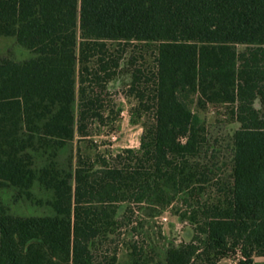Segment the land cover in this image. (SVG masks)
I'll use <instances>...</instances> for the list:
<instances>
[{
  "label": "trees",
  "instance_id": "16d2710c",
  "mask_svg": "<svg viewBox=\"0 0 264 264\" xmlns=\"http://www.w3.org/2000/svg\"><path fill=\"white\" fill-rule=\"evenodd\" d=\"M0 37V264H264V0H0ZM121 75L139 148L77 151Z\"/></svg>",
  "mask_w": 264,
  "mask_h": 264
},
{
  "label": "rangeland",
  "instance_id": "374dc122",
  "mask_svg": "<svg viewBox=\"0 0 264 264\" xmlns=\"http://www.w3.org/2000/svg\"><path fill=\"white\" fill-rule=\"evenodd\" d=\"M6 55H10L15 59H22L25 56L27 58L29 56L25 49L16 45L13 38L0 37V56ZM129 81L130 78L128 75H121L108 87V101L112 103L115 109H119L121 112L117 121L112 124L106 121L104 124H100V126L98 122L89 123L87 126L88 132L90 133L89 138L83 139L78 136V134L76 135L74 145L77 151L80 150L82 152L89 147L91 156L97 154L103 159L110 161L111 158H114V156L123 149L139 148L142 129L140 126H133L129 123L128 111L134 105L132 99L126 96V85ZM256 106L259 107L258 101ZM207 118L211 121L213 119V114H207ZM231 127L236 128L237 125L227 126L226 130ZM222 135L224 136V134ZM88 142H91V144ZM126 207L127 204H123L121 211L125 210ZM163 218L166 220H162ZM145 226V232L152 240L157 241L158 239L161 245L167 242H179L180 240L189 239V226L185 223H181L177 216L172 214L171 209H167L160 217L156 218L154 221H149ZM124 234L123 240L126 241L125 244L127 246L128 243H131L130 233L125 232ZM159 235L163 238L160 239L158 237ZM119 237L114 236V239H118ZM124 249L119 252L121 264L125 262L124 254L126 249ZM233 262V259L228 258L220 261L219 264H232Z\"/></svg>",
  "mask_w": 264,
  "mask_h": 264
},
{
  "label": "crops",
  "instance_id": "0c3cea01",
  "mask_svg": "<svg viewBox=\"0 0 264 264\" xmlns=\"http://www.w3.org/2000/svg\"><path fill=\"white\" fill-rule=\"evenodd\" d=\"M256 261H259V262L264 261V258L257 259ZM218 264H219V262H218ZM232 264H235V262H233Z\"/></svg>",
  "mask_w": 264,
  "mask_h": 264
},
{
  "label": "built area",
  "instance_id": "2783aa9c",
  "mask_svg": "<svg viewBox=\"0 0 264 264\" xmlns=\"http://www.w3.org/2000/svg\"><path fill=\"white\" fill-rule=\"evenodd\" d=\"M162 220H164V221H165L166 219H165V218H163Z\"/></svg>",
  "mask_w": 264,
  "mask_h": 264
}]
</instances>
